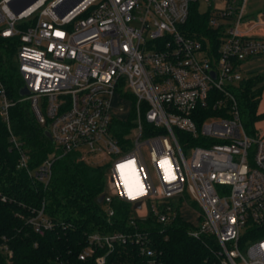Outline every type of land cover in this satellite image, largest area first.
<instances>
[{"label": "built area", "instance_id": "built-area-1", "mask_svg": "<svg viewBox=\"0 0 264 264\" xmlns=\"http://www.w3.org/2000/svg\"><path fill=\"white\" fill-rule=\"evenodd\" d=\"M74 1L37 0L16 14L0 0V36L19 40L23 99L56 149L34 169L20 150L17 168L45 186L67 154L106 168L100 203L122 228L88 233L78 259L105 264L132 245L142 264H165L157 236L181 218L188 236L213 240L219 264H264V235L250 238L264 226V139L246 132L233 94L242 62L264 56V7L250 14L249 0H204L215 45L182 30L199 0H79L60 15ZM120 96L132 99L131 113L115 121ZM0 97L8 120L1 77ZM32 213L20 218L35 232L52 227L44 203ZM0 254L13 256L5 237Z\"/></svg>", "mask_w": 264, "mask_h": 264}, {"label": "trees", "instance_id": "trees-1", "mask_svg": "<svg viewBox=\"0 0 264 264\" xmlns=\"http://www.w3.org/2000/svg\"><path fill=\"white\" fill-rule=\"evenodd\" d=\"M207 17L206 12L197 11L196 3L190 4L182 30L188 37L207 38L216 45L218 33L208 26ZM18 41V38L0 36V77L11 104L6 120L0 97V196L7 199H0V240L5 237L13 252L8 261L0 254V264H96L93 257L84 261L77 257L87 234L122 228L119 224L109 225L99 202L105 187V166L76 161L73 154L61 156L52 164L47 186L17 168L20 150L28 157V166L32 169L56 151L30 102L19 94L23 81L15 58ZM263 88L264 73L243 75L233 88L240 120L249 134L254 132L253 123L259 117L256 108ZM181 135V142L185 137L191 141L186 134ZM189 146L181 145L183 150ZM43 203L52 227L39 234L20 215L27 218L34 215L32 209H40ZM123 206L119 203L117 209ZM118 213L120 216L121 212ZM188 228L189 224L178 218L172 227L158 234L165 264H219L213 240L207 236L190 237L186 234ZM154 229L160 230L158 226ZM165 234L167 240L163 239ZM261 235H264V226L250 238ZM142 261L136 248L128 245L110 252L105 264H142Z\"/></svg>", "mask_w": 264, "mask_h": 264}, {"label": "rangeland", "instance_id": "rangeland-1", "mask_svg": "<svg viewBox=\"0 0 264 264\" xmlns=\"http://www.w3.org/2000/svg\"><path fill=\"white\" fill-rule=\"evenodd\" d=\"M208 2L204 0H199L198 3H196V9L200 13L206 12L208 9ZM218 6V4L215 5V7ZM214 7V8H215ZM264 7V1L263 0H249L248 2V7L250 8V14H254L257 11L262 10ZM264 73V71L262 72ZM131 105H132V99H127L124 97H115L112 101V115L114 116L115 121L119 120H126L130 116L131 113ZM118 108H121L122 110H119ZM188 153H186L187 156ZM197 210V207H194ZM184 217L187 221L191 223H196L197 222V216L196 213H185ZM244 232V229H241V234ZM245 247L244 245H240V251L244 255Z\"/></svg>", "mask_w": 264, "mask_h": 264}, {"label": "crops", "instance_id": "crops-1", "mask_svg": "<svg viewBox=\"0 0 264 264\" xmlns=\"http://www.w3.org/2000/svg\"><path fill=\"white\" fill-rule=\"evenodd\" d=\"M251 9L248 8L250 13ZM243 75L262 73L264 71V56H251L241 64ZM256 114L259 116L253 123V129L258 131L264 139V88L256 108Z\"/></svg>", "mask_w": 264, "mask_h": 264}, {"label": "water", "instance_id": "water-1", "mask_svg": "<svg viewBox=\"0 0 264 264\" xmlns=\"http://www.w3.org/2000/svg\"><path fill=\"white\" fill-rule=\"evenodd\" d=\"M15 1L16 0H9L8 4L11 7V9L14 11V13L17 14V13H20V12L26 10L28 7H30L37 0H20V3L18 5L15 4ZM78 1L79 0L72 2L70 4V6L68 7V9L66 11L60 13V15H64L67 11H70L78 3ZM19 94H20V96L24 97V96L29 95L30 91L26 86H22L21 89L19 90ZM44 134L50 140L52 139L49 130L45 129ZM100 201H101V198H99V202Z\"/></svg>", "mask_w": 264, "mask_h": 264}, {"label": "snow or ice", "instance_id": "snow-or-ice-1", "mask_svg": "<svg viewBox=\"0 0 264 264\" xmlns=\"http://www.w3.org/2000/svg\"><path fill=\"white\" fill-rule=\"evenodd\" d=\"M120 167H124V166L122 165V166H120Z\"/></svg>", "mask_w": 264, "mask_h": 264}]
</instances>
